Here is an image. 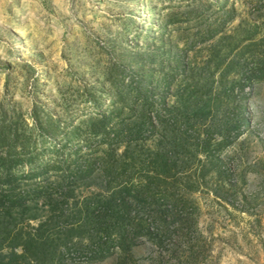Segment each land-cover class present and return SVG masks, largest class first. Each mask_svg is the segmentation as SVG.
Here are the masks:
<instances>
[{"label": "trees", "instance_id": "obj_1", "mask_svg": "<svg viewBox=\"0 0 264 264\" xmlns=\"http://www.w3.org/2000/svg\"><path fill=\"white\" fill-rule=\"evenodd\" d=\"M214 5L219 21L197 38L200 45L210 43L201 66L188 60L186 48H168L165 40L149 56L108 52L113 62L101 82L78 91L87 113L75 124L68 123L73 102L64 106L62 117L37 105L25 117L0 104V264H65L72 245L82 240L91 260H100L110 254L113 236L126 253L129 233L160 246L162 235L182 227L175 213L192 217L196 210L187 194L198 192L213 170L225 178L214 154L233 143L232 132L237 138L246 127L245 112L233 96L236 89L243 93L264 83V35L256 39L252 29L236 38L242 22L225 34L235 9ZM212 6L198 0L188 16L200 21ZM175 23L174 16H165L161 30ZM215 73L218 88L212 94ZM217 113L223 130H217L220 140L213 144ZM208 121L213 126L192 140ZM98 175L106 194L80 198V188L90 187ZM133 210L148 213L149 220L134 224Z\"/></svg>", "mask_w": 264, "mask_h": 264}, {"label": "rangeland", "instance_id": "obj_2", "mask_svg": "<svg viewBox=\"0 0 264 264\" xmlns=\"http://www.w3.org/2000/svg\"><path fill=\"white\" fill-rule=\"evenodd\" d=\"M209 2L213 6L199 21L188 16L198 0H0V104H9L25 117L34 105L62 117L64 106L73 102L68 123L75 124L87 113L78 91L101 82L113 62L108 52L116 57L126 49L149 56L165 40L168 48H186L188 60L201 66L210 43L200 45L198 34L221 16L214 2L235 9V19L225 25V34H233L242 22L236 38L252 29L256 39L264 35V0ZM165 16H174L177 23L161 30ZM128 20L132 23L125 26ZM216 79L217 73L212 94L218 88ZM233 97V104L245 112L246 127L237 138L232 132L233 143L214 154L225 178L218 179L213 170L198 192L187 194L196 210L192 217L183 211L175 213L180 230L162 235L160 246L129 233L126 253L119 250L113 236L110 254L93 261L86 241L74 242L65 264H264V83L253 84L243 93L236 89ZM172 100L167 95L166 101ZM231 114L229 120H234ZM223 120L217 113L216 129H211L216 130L213 144L220 140L217 130H223ZM211 126L208 121L196 128L192 140ZM81 152H86L82 146ZM188 162V170H196V161ZM94 193L106 194L101 175L90 187L80 188L78 195ZM130 216L134 224L143 225L150 215L133 210Z\"/></svg>", "mask_w": 264, "mask_h": 264}]
</instances>
